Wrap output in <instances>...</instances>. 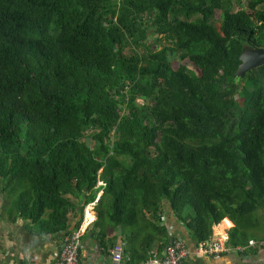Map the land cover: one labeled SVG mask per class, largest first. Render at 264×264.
I'll return each instance as SVG.
<instances>
[{
	"label": "trees",
	"instance_id": "obj_1",
	"mask_svg": "<svg viewBox=\"0 0 264 264\" xmlns=\"http://www.w3.org/2000/svg\"><path fill=\"white\" fill-rule=\"evenodd\" d=\"M234 7L0 0L5 213L68 233L103 190L99 225L156 226L168 203L197 244L224 218L231 245L264 238V64L235 75L264 0Z\"/></svg>",
	"mask_w": 264,
	"mask_h": 264
},
{
	"label": "crops",
	"instance_id": "obj_2",
	"mask_svg": "<svg viewBox=\"0 0 264 264\" xmlns=\"http://www.w3.org/2000/svg\"><path fill=\"white\" fill-rule=\"evenodd\" d=\"M102 193L103 190L89 208L84 210L80 225L85 229L79 249L81 264L108 263L111 248L121 239L125 242V259L137 264L147 259L151 252L164 254L165 247L174 238L182 239L190 250L184 264H263L264 262V248L252 249L245 257L238 253H224L217 256L196 254L195 247L199 243L194 241L185 224L172 212L168 203L160 214L161 219L155 222L157 227L149 225L147 220H142L134 227L125 228L122 225H112L107 218L99 225L95 223L98 218L95 207ZM3 205L4 196L0 194V264H53L69 234L77 230L74 229L76 221H73L68 233L60 231L37 234L32 229L29 219L18 217L16 214L10 218L5 213ZM232 226L234 223L229 218H224L213 226L212 235L229 236Z\"/></svg>",
	"mask_w": 264,
	"mask_h": 264
},
{
	"label": "built area",
	"instance_id": "obj_3",
	"mask_svg": "<svg viewBox=\"0 0 264 264\" xmlns=\"http://www.w3.org/2000/svg\"><path fill=\"white\" fill-rule=\"evenodd\" d=\"M99 184L104 185L103 182ZM84 228H78L69 234L61 251L56 256L53 264H81L79 259V249L81 246ZM264 248V238H250L246 244L231 245L229 236L216 234L200 242L195 247V253L206 256H217L224 253H238L244 257L252 249ZM190 250L186 243L179 238H174L165 247L164 254L158 255L151 252V255L137 264H184ZM106 264H132L125 259V242L117 241L110 250V261ZM264 264V262H263Z\"/></svg>",
	"mask_w": 264,
	"mask_h": 264
},
{
	"label": "water",
	"instance_id": "obj_4",
	"mask_svg": "<svg viewBox=\"0 0 264 264\" xmlns=\"http://www.w3.org/2000/svg\"><path fill=\"white\" fill-rule=\"evenodd\" d=\"M239 58L241 63L235 75L243 77L247 71L264 64V48L245 44Z\"/></svg>",
	"mask_w": 264,
	"mask_h": 264
},
{
	"label": "rangeland",
	"instance_id": "obj_5",
	"mask_svg": "<svg viewBox=\"0 0 264 264\" xmlns=\"http://www.w3.org/2000/svg\"><path fill=\"white\" fill-rule=\"evenodd\" d=\"M235 2V9H237L238 7H242L244 6V3L247 1V0H233ZM183 64L187 65L188 67H190L191 69H193L194 71H196L197 73H200V69L190 60L188 59H185L183 60L182 62ZM90 143V141L88 142ZM90 204L87 205L86 209L89 208ZM188 210L191 211V208L188 207ZM92 219V218H91ZM111 223V222H110ZM112 225H114L113 223H111Z\"/></svg>",
	"mask_w": 264,
	"mask_h": 264
},
{
	"label": "bare ground",
	"instance_id": "obj_6",
	"mask_svg": "<svg viewBox=\"0 0 264 264\" xmlns=\"http://www.w3.org/2000/svg\"><path fill=\"white\" fill-rule=\"evenodd\" d=\"M90 212V211H89ZM87 215H88V217H89V219H90V215L87 213Z\"/></svg>",
	"mask_w": 264,
	"mask_h": 264
}]
</instances>
